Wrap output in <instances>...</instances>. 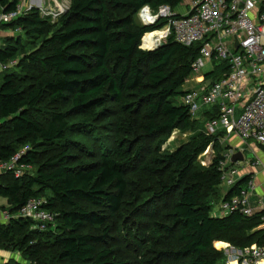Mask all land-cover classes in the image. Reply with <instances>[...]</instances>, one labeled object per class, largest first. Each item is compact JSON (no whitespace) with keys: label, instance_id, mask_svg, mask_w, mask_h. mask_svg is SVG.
Masks as SVG:
<instances>
[{"label":"trees","instance_id":"1","mask_svg":"<svg viewBox=\"0 0 264 264\" xmlns=\"http://www.w3.org/2000/svg\"><path fill=\"white\" fill-rule=\"evenodd\" d=\"M182 2L71 0L57 26L47 24L37 9L2 26H16L45 40L32 55L22 54L24 46L19 40L12 39L0 48V64L17 61L0 73V162L29 147L19 163L33 167L32 173L21 178L12 173L0 175V198L8 200L14 215L29 200L46 198V208L56 214L55 223L46 231L36 229L25 218L13 217L1 224L0 249L19 252L24 259L23 263L11 259L6 264H122L102 245L112 231L106 225L108 220L129 199L141 197L130 187L136 167L154 178L170 172L167 181L154 182L159 185V197H178L170 210L171 225L157 223L174 238L175 246L164 253L170 261L221 264L223 252L215 248L220 243L238 248L264 244V210L252 217L239 211L214 216L225 157L216 156L207 168H197V164L218 141L217 136L204 132L205 121L216 114L205 112L202 122L192 117L184 103H174L176 98H184L186 92L180 89L191 79L200 46H184L170 37L157 49L140 48L168 20L138 26V12L145 6L174 9ZM19 4L20 0H0V11H14ZM24 63L43 73L16 72ZM45 102L53 106L47 112L39 109ZM57 104L70 107L63 112ZM106 113L115 119L109 124L115 143L107 146L98 161L76 164L67 138L69 118L83 116L91 122ZM199 129L188 144L172 153L161 152L174 131ZM149 139L156 141L155 155L144 160ZM246 183V179L239 181L223 200L240 195ZM89 226L100 232L85 233Z\"/></svg>","mask_w":264,"mask_h":264},{"label":"built area","instance_id":"2","mask_svg":"<svg viewBox=\"0 0 264 264\" xmlns=\"http://www.w3.org/2000/svg\"><path fill=\"white\" fill-rule=\"evenodd\" d=\"M25 12L22 0L16 10L0 11V26L11 24ZM147 12L168 20L164 27L168 29L167 37L184 46H200L190 79L196 83V88L188 90L183 101L194 119H198L203 110L216 114L205 121L206 135L216 136L224 132V140L236 135L249 148L255 144L264 149V0H192L188 13L178 16L167 5L157 11L145 6L138 14L149 24L142 17ZM16 64L17 61L0 64V71ZM207 65H213V68L204 73ZM215 66L222 67L220 74ZM28 149L26 147L10 160L0 162V175L12 173L21 178L32 173L31 165L19 163ZM234 153L236 151H230L225 157L230 164ZM260 164L256 158L254 165ZM223 165L224 162L220 168L222 182L229 191L240 177L237 170H223ZM243 179L247 181L248 190L242 188L240 195L223 200L214 216L222 217L237 211L246 217L255 215L249 203L255 189L254 177L250 174ZM46 205V198H33L16 218L31 220L36 229L46 231L56 219V214ZM4 218L10 220L12 217L7 212ZM262 221L264 223V215ZM217 249L227 256L226 264H264V244L244 248L227 244L225 248Z\"/></svg>","mask_w":264,"mask_h":264},{"label":"rangeland","instance_id":"3","mask_svg":"<svg viewBox=\"0 0 264 264\" xmlns=\"http://www.w3.org/2000/svg\"><path fill=\"white\" fill-rule=\"evenodd\" d=\"M191 1L192 0H183V2L178 7L171 9L179 15L187 14ZM44 4V7L37 6L41 8L39 11L42 19L50 26H57L60 18L67 14V12L69 11L66 10L68 8L70 9L71 0H44ZM22 5L26 10V12L24 13L25 15L29 10H31L32 6L29 5L28 0H22ZM159 20L156 23H158ZM135 21L138 26L149 25L146 24V22H144L142 19H140L139 14H137V16L135 17ZM2 26H0V48L4 47L6 44H8V42L13 41L12 39H14L19 40L20 43L24 46V49H22V54L24 55L35 54L39 49H41L42 42L45 40L44 36L30 35L22 28H20V30H17L16 26H11L10 28H3ZM164 36L165 37L162 38L157 46H159L161 43H166L169 40V37H167V33ZM149 37H147L146 39H148ZM146 39L143 41V44L140 45V48L145 51L154 49L145 44ZM155 49L157 48L155 47ZM215 67L219 72L218 74H220L222 67ZM212 68L213 65H207L204 69V73H208ZM21 70H25L23 74L26 75H36L43 73L41 72V69L32 67L27 63H24L22 68L16 69V72H19ZM47 75H49V73H47ZM194 88H196V83L193 80H190L180 89V92H187L188 90ZM174 103L177 105L183 104V97L180 96L176 98L174 100ZM52 107L53 106H50L45 102L39 106V109L43 112H47ZM55 107H57L60 111L65 112L69 109L70 105L57 104L55 105ZM95 112V115H97L98 109H96ZM108 114L109 113H106L99 119L97 118L96 120H93L91 122L86 121V117L83 116H73L69 118L70 128L67 133V138L72 142L71 147L73 148V151L71 154L74 156V162L76 164L85 165L98 161L99 156L104 153L107 146L109 144L113 145L115 143L116 139L114 137V134L111 133V128L113 127L109 125L110 122L115 119L114 117H111V115L109 117ZM198 119L203 122L202 118L198 117ZM83 123L88 124L80 127V125ZM200 132V129L194 132H182L180 130L174 131L170 139L161 147V152H174L181 146L188 144L193 136ZM224 135V132L216 135L218 141H216L214 145L212 144V146H210L204 152V154L199 157L197 168L209 167L213 163V160L216 158V156L220 155L226 157L227 153L234 149L243 152L245 161H243L241 165H237L238 167L234 168V165L228 163L225 158V161H223L225 163V165H223V170H228L229 172H232L233 170L241 171L246 166L250 164L252 166L255 164L256 155L253 153L251 148H249L243 142L236 146V142H232V139L236 137L231 138L232 136H230L229 138L224 140ZM153 141L154 140L151 139L148 140V143L146 145L147 151L142 154V158L144 160H150L151 157L155 155L156 141ZM137 142L138 141L136 140V145L138 146L139 143ZM255 153L257 152L255 151ZM259 166L264 167V161H262V157L261 164ZM169 173V170L166 172H160L158 177L154 178L139 172L137 167L131 172L130 187L134 194H140L141 197H132L131 199H129V201L124 204L121 212H119L114 218L108 220L106 225H111L112 231L106 243L102 245V247H106L113 251L114 258L117 262H122V264H176L170 261V259H168L164 254L167 250L175 246L174 238L172 235H170V233L165 232L164 228H160L159 226H157V223L167 226L171 225L169 216L170 210L178 200L177 194L161 198L156 192L157 188H159V185L154 184V182H157L159 180L167 181L169 178ZM242 188L248 190V186H246L245 184L242 185ZM227 189V185L223 184L222 182L217 191L218 197L215 203L219 205L222 203ZM251 201H255L256 205H258L259 203V200L256 197H254ZM7 212L11 215L12 218H16V216L18 215H14L9 211ZM7 222H9V220H6L4 218L0 222V225ZM152 222H156V224L153 225ZM84 232L98 234L100 230H98V228L89 226L84 230ZM226 244L227 243H223L222 246H225ZM215 248L217 249L216 246ZM14 253L18 254V261H16L19 263H23L24 259L22 258V255L19 252ZM227 260L228 258L223 252L221 264H226Z\"/></svg>","mask_w":264,"mask_h":264},{"label":"crops","instance_id":"4","mask_svg":"<svg viewBox=\"0 0 264 264\" xmlns=\"http://www.w3.org/2000/svg\"><path fill=\"white\" fill-rule=\"evenodd\" d=\"M28 2H29L30 6H34V7L45 5L44 0L43 1L42 0H35V2L28 0ZM205 112H207V111H204V110L201 111L199 113L200 115L198 117L203 118ZM233 137H236V138H233ZM237 137L238 136H236V135H232V137H231V138H233L232 142H234V141L236 142V146L241 144V142H242V140L239 137L238 138ZM252 146H253V148H252ZM251 149H252L253 153L256 155L255 158H258L261 161V157H262V161H264V149L258 147L255 144L251 145ZM232 151L239 152V150H237V149H234ZM255 151L257 153H255ZM242 162H238L236 164L231 163V164H233L234 165L233 167L235 168V167H238L237 165H239V164L241 165ZM237 171H238V174L240 177V181L247 175H250V174L253 175L254 182H255V189L249 197L250 207L253 209L254 214L263 211L264 210V167L255 166V165L251 166V164H250V165L246 166L244 169H242L241 171H239V170H237ZM254 197H256L259 200L258 205H256L255 201H251ZM218 206H219V204H217V206L215 204L214 212H216L218 210ZM8 209H9L8 200L5 198H0V222L4 219V214L7 211H9ZM262 228H264V227H262ZM10 259H14V260L18 261V254L0 249V264H6L10 261Z\"/></svg>","mask_w":264,"mask_h":264},{"label":"bare ground","instance_id":"5","mask_svg":"<svg viewBox=\"0 0 264 264\" xmlns=\"http://www.w3.org/2000/svg\"><path fill=\"white\" fill-rule=\"evenodd\" d=\"M33 1L35 2V0H32V2ZM142 17L144 18L145 21H147V23H149L151 25L155 24L159 20V18H160V17L157 18V16L154 15L153 13L150 14V12L144 13ZM160 19H163V18H160ZM166 33H167V36H168V29L167 28H164L163 31H158V32L155 31L154 34H152L148 39H146V41H145L146 43L145 44L147 46L151 47V48H154V49H155V47L157 48L158 47L157 45L160 43V41L162 40V38L165 37L164 35ZM154 49H150V50H154ZM222 244L223 243H220L219 248H225L227 246V244L225 246H222Z\"/></svg>","mask_w":264,"mask_h":264},{"label":"water","instance_id":"6","mask_svg":"<svg viewBox=\"0 0 264 264\" xmlns=\"http://www.w3.org/2000/svg\"><path fill=\"white\" fill-rule=\"evenodd\" d=\"M31 9H37V10H40L39 7H34V6H32ZM68 10H69V8H68L66 11H68ZM176 16H178V14H176ZM160 18H161V17H160ZM160 18H159V19H160ZM150 25H151V24L146 25V26H150ZM164 44H165V43H161L158 47H161V46H163ZM236 46L238 47V43L236 44ZM158 47H157V48H158ZM244 160H245V157H244L243 152H241V151L234 153V154L232 155V157H231V162H232L233 164L238 163V162H242V161H244Z\"/></svg>","mask_w":264,"mask_h":264}]
</instances>
